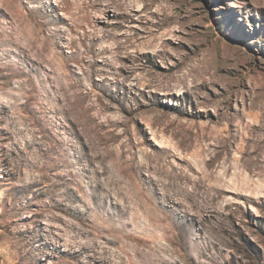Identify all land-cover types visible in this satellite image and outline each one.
I'll list each match as a JSON object with an SVG mask.
<instances>
[{
    "label": "rangeland",
    "instance_id": "374dc122",
    "mask_svg": "<svg viewBox=\"0 0 264 264\" xmlns=\"http://www.w3.org/2000/svg\"><path fill=\"white\" fill-rule=\"evenodd\" d=\"M94 1L0 0V264H264V0Z\"/></svg>",
    "mask_w": 264,
    "mask_h": 264
},
{
    "label": "bare ground",
    "instance_id": "6f19581e",
    "mask_svg": "<svg viewBox=\"0 0 264 264\" xmlns=\"http://www.w3.org/2000/svg\"><path fill=\"white\" fill-rule=\"evenodd\" d=\"M8 1H9V0H8ZM98 2H99L98 0H95V1H94L95 4H97ZM114 34H115V33H114ZM116 34H117V33H116ZM111 35H112V34L110 33V34L107 35V36H111ZM115 42H116V41H115ZM116 44H117V43H116ZM114 45H115V43H114ZM114 47H115V46H114ZM114 47H112V44H111V48H110L108 45H106V47L103 48V51L112 50V48L114 49ZM116 48H119V50H120V49H122V46L119 44L118 46H116ZM116 48H115V49H116ZM239 174H240V173H239ZM232 175H233V174H232ZM232 177H233V176H232ZM231 179H232V178H231ZM241 180H242L241 183H242L243 186H245V187H246V186H250V181H251L250 178H243V179H241ZM226 190H228V191H233V190H230V189H227V188H226V189L223 188V189L218 190V193L221 194L222 192H224V191H226ZM149 263H150V264H154V262H153V261H150V260H149Z\"/></svg>",
    "mask_w": 264,
    "mask_h": 264
}]
</instances>
